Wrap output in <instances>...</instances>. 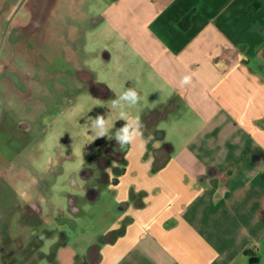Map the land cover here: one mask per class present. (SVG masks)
<instances>
[{
	"label": "crops",
	"instance_id": "1",
	"mask_svg": "<svg viewBox=\"0 0 264 264\" xmlns=\"http://www.w3.org/2000/svg\"><path fill=\"white\" fill-rule=\"evenodd\" d=\"M103 17L182 117L162 130L159 113L108 166L120 213L100 238L28 240L0 264H264V0H113Z\"/></svg>",
	"mask_w": 264,
	"mask_h": 264
},
{
	"label": "rangeland",
	"instance_id": "2",
	"mask_svg": "<svg viewBox=\"0 0 264 264\" xmlns=\"http://www.w3.org/2000/svg\"><path fill=\"white\" fill-rule=\"evenodd\" d=\"M19 1L0 0V39L4 25ZM112 1L54 0L47 13L48 25L37 41L38 48L34 53L37 57L34 58L33 67L23 53L27 51L26 47L18 45L17 48L21 52L18 53L19 60L24 62L18 63L19 68L24 73H32V68L36 69L41 77L40 86L36 89L35 85L29 83L31 89H35L30 96H26L23 91L16 92L6 80L0 82L4 92L0 148L7 157H11L15 151L21 154L20 161L27 165L23 176L30 183L33 178L39 181L49 177L50 181H46L49 187L43 195L52 207L51 218L40 217L23 222L25 219L19 217L17 211L24 201L15 197L8 187L0 186V253L20 252V248L29 240L24 229L26 223L47 224L46 228L51 231L55 219L61 223L62 215L71 221V224L63 225L69 240L86 242L92 235L100 238V233L116 221L120 213V206L115 202L116 192L105 182L108 175L105 181L100 178L102 173L108 174L114 169L101 170L100 159L107 153L108 166L116 164L121 167L124 152L113 141L116 129L125 122L119 120V109H113L111 101L123 91L134 88L140 94V103L125 110L130 116L138 117L141 123L143 119L148 121L150 132L154 127L152 124L158 121L154 118H158L159 113L166 116L157 124V128L162 130L172 127L173 121L182 117L179 100L174 107H171L173 98L163 105L159 103L158 92L144 77L147 66L141 62L131 45L104 19L103 13ZM27 16V10L19 11L20 19H26ZM16 25H21V22L15 21ZM6 44L2 54L6 52ZM68 55L78 71L88 72L87 79H79L74 75V66L66 64ZM2 65L1 60L0 68ZM62 71L66 72L65 75ZM88 79L101 85L100 95L94 96L89 91L86 83ZM97 115L107 119L109 136L97 138L91 127L92 117ZM21 122L30 127L27 134L15 128ZM23 136L26 139H22ZM99 139H105V145L97 146ZM102 163L105 165L106 160ZM85 170H91L99 180L98 185H93L98 191L95 201L87 197L85 187L89 182L83 177ZM70 197L77 199V213L70 210ZM48 205L45 203L44 208ZM41 240L46 247L51 243L46 237ZM11 245L17 250L11 251Z\"/></svg>",
	"mask_w": 264,
	"mask_h": 264
},
{
	"label": "flooded vegetation",
	"instance_id": "3",
	"mask_svg": "<svg viewBox=\"0 0 264 264\" xmlns=\"http://www.w3.org/2000/svg\"><path fill=\"white\" fill-rule=\"evenodd\" d=\"M54 0H36V1H28V0H20L15 4V8L10 13V17L7 19L4 28H3V35L0 39V62L2 60V67L0 68V82L2 79L6 80L9 84H11V87L15 88L16 92H20L26 94V96H30L31 93L34 91L33 89H37L40 86V75L37 74V70L33 69V72H27L24 73L19 68L18 63H21L19 60V54L21 53L18 51V45H22L23 48L26 47V50L23 51L24 55H26V59L30 60V65L33 67L35 65V60L37 56L34 55L36 48H38L37 41L40 39V33L44 31L46 26L48 25L46 23L47 19V13L49 12V9L52 5V2ZM7 6H10V3L8 2ZM21 9L27 10L28 16L26 19H20L18 17L19 11ZM21 22V25L14 26L15 21ZM20 32V33H19ZM37 39V40H36ZM7 40V41H6ZM5 42L6 44V52L2 54V49L4 47ZM70 49V47H69ZM65 52L67 53V49H65ZM68 59L66 61V64L69 66H74V75L76 77H79V79H84L86 77L88 72L85 70L78 71L76 69V66L74 62H72L70 59L71 57L68 55ZM22 62L21 64H23ZM69 68V67H68ZM63 75H65V71L61 72ZM86 75V76H84ZM29 83H32L35 85V88L31 89V86ZM86 83L88 84L89 91L94 95L98 96L101 93V85L95 84L92 81L86 80ZM19 88V90H18ZM3 91L0 88V124L2 123V118L4 115V108H3ZM19 94V93H18ZM21 95V94H20ZM23 97V95H21ZM150 125L149 122L146 121V127ZM9 128V127H7ZM19 132H29L30 127L25 124L24 122L18 123L15 127ZM25 135V134H24ZM22 136V135H21ZM20 136V137H21ZM27 136V135H26ZM22 139H26L25 136L22 137ZM116 140L113 141L115 143ZM106 143V142H105ZM105 145V144H104ZM14 155V156H13ZM11 157H7L5 152L1 150L0 148V186H6L8 187L13 195L15 197L20 198L22 202L21 206L18 207V213L19 217H23L25 222L27 219H38L42 217V207H41V199H45V196L43 195L44 192L48 190V184H46V181H50L49 177L47 180L39 179L37 181L35 178L34 182L30 183L29 180L26 179V176H23V171L25 170V167H27L26 164H23L21 160V154L19 152L15 151ZM107 155V153L105 154ZM103 155L100 159V166L101 170H104L105 168H108V158L109 156ZM106 160V164L104 165L102 163L103 160ZM106 167H104V166ZM29 170V169H28ZM26 171V170H25ZM33 173V172H32ZM27 174H29L27 172ZM107 172L102 173L100 178L105 181L107 177ZM83 177L85 180H87L89 183L87 187H85L87 192V197L90 199L92 196L98 195V191L93 187V185H98L99 180L95 178L91 170H85L83 171ZM37 181V183H36ZM90 185V186H89ZM21 192V194H20ZM47 205H48V199H45ZM77 199L75 197H70L69 200V207L70 210L73 213H77L78 209L76 208ZM47 214H52V207L48 205V207L45 209ZM60 213V212H59ZM62 221L57 222V219L53 224L55 226L54 229L51 230L52 235H54V238L51 239V242H57L52 245L53 248L56 247L58 243H66L69 241V235L68 232L65 230V227L63 225L71 224V221L66 219L64 216L60 215ZM52 220L50 221V223ZM64 223V224H63ZM67 223V224H66ZM28 225V226H27ZM24 229L27 230V233L29 235V241L39 247L42 245V240L40 236H38L37 233L42 232V235H47V230L40 231L42 229L41 225H32L30 223H26L24 226ZM41 235V236H42ZM12 240V237H10ZM9 239V240H10ZM27 246H30V243L27 244ZM1 256L3 258H7L6 252L1 253Z\"/></svg>",
	"mask_w": 264,
	"mask_h": 264
},
{
	"label": "clouds",
	"instance_id": "4",
	"mask_svg": "<svg viewBox=\"0 0 264 264\" xmlns=\"http://www.w3.org/2000/svg\"><path fill=\"white\" fill-rule=\"evenodd\" d=\"M192 83V75H185L181 80V85H189ZM141 96L134 88H128L123 91L116 99L111 101L113 109H119V120L125 123L120 128L116 129L114 139L118 143L121 150L133 145L139 141V146L144 147L145 141L143 140V124L138 117H132L125 110L126 107H133L140 103ZM91 127L95 130L97 138L109 136L110 128L108 121L103 115L92 117ZM264 147V145H262ZM44 239L43 236L40 237Z\"/></svg>",
	"mask_w": 264,
	"mask_h": 264
},
{
	"label": "trees",
	"instance_id": "5",
	"mask_svg": "<svg viewBox=\"0 0 264 264\" xmlns=\"http://www.w3.org/2000/svg\"><path fill=\"white\" fill-rule=\"evenodd\" d=\"M184 29H185V26H184ZM156 114H158V112H155ZM142 124H143V126H144V130H146L145 128H146V120L145 119H143V121H142ZM163 131H157L156 133H155V135H156V138L157 139H161L162 137H163ZM166 146H167V148L170 150L171 149V145L170 144H165ZM248 254V253H247Z\"/></svg>",
	"mask_w": 264,
	"mask_h": 264
},
{
	"label": "water",
	"instance_id": "6",
	"mask_svg": "<svg viewBox=\"0 0 264 264\" xmlns=\"http://www.w3.org/2000/svg\"><path fill=\"white\" fill-rule=\"evenodd\" d=\"M105 142H106L105 139H99L97 141L96 145L97 146H102V145L105 144ZM254 262H255V259L254 258L250 259V264H254Z\"/></svg>",
	"mask_w": 264,
	"mask_h": 264
}]
</instances>
